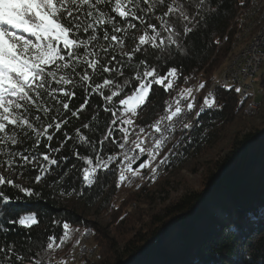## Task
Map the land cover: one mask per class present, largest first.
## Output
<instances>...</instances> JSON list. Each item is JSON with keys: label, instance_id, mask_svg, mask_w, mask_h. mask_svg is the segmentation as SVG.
Wrapping results in <instances>:
<instances>
[{"label": "trees", "instance_id": "trees-1", "mask_svg": "<svg viewBox=\"0 0 264 264\" xmlns=\"http://www.w3.org/2000/svg\"><path fill=\"white\" fill-rule=\"evenodd\" d=\"M250 1L205 0L201 15L197 17L199 24L188 36L180 37L183 51L172 46L168 55L148 48V63L155 66L161 75L172 67L178 69L179 75L174 79L173 88L167 92L163 86L153 85L148 102L137 109L133 125H120L117 122L114 126L116 131L109 138L115 140L116 144L106 141L103 150H100V156L108 167L97 169L92 185H87L83 180V169L90 166L86 160L72 155V141L58 154L68 159L60 168L53 166L52 174L40 184L34 183V177L38 174L35 170L26 171L18 178L19 169L8 172L0 168L5 177L40 193V198L33 197L32 202L23 203L17 199L23 193L10 185L2 187L9 200L0 197V247L7 249L12 246L16 253L24 257L23 264H30V258L41 257L44 258L43 264H48L49 255L52 264H61V261L69 264L75 250V238L91 225L92 251L85 255L83 264H264V72H260L263 96L258 103L263 106V113L258 126L244 122L243 108L247 100L240 99L233 89L218 88L220 95L216 98L206 95L208 86L218 77L217 72L232 54L237 31L236 15ZM159 14L158 11L156 15ZM150 22L159 27L155 17ZM136 23L137 29L132 30V34L138 37L143 32V26ZM181 28L182 25L177 23V30ZM137 42L127 41L124 50H129ZM157 56L161 58L157 59ZM143 58V55L137 54L136 59ZM195 82L205 85L199 92L203 98L214 99L215 104L210 108L205 107L200 113L199 122L188 139H183L177 145V140L184 137L180 127L170 134L167 147L177 145L178 157L167 164L161 174L183 156L198 154L209 142H217L228 136L236 123H242V129L235 133L230 150L224 157L209 159L206 163V184L202 190L188 192L173 205L146 214L142 209L149 208L155 202L149 183L160 177L150 179V172L167 155L168 148L160 151L154 160H147L148 167L138 168L139 175L132 176L130 172H125L128 179L121 181L122 165L127 161L123 157L124 149L118 147L124 143V133L120 128H128V140L134 139L139 127L148 129L147 125L163 115L167 104L183 89L192 88ZM81 102L77 98L74 105L78 106ZM91 104L95 108L103 105V100L94 95ZM118 107L122 109V106ZM98 111V120L92 121L96 131L82 129L90 139H102L106 124L112 119L111 114L104 112L102 107ZM92 114V109H88L80 120L73 119L69 132L81 122H89ZM97 149H100L98 144ZM78 151L81 156L93 159L92 167L96 165V153L91 148L78 146ZM109 156H115V159L108 161ZM65 172L67 175H63ZM60 176H63L62 180H59ZM56 180H59V184L55 183ZM62 191L65 194L62 195ZM124 191L128 193L120 197ZM80 192L83 195L78 194ZM118 199L120 201L117 203ZM91 211L96 215L112 211L109 214H113L112 222L103 225L91 219ZM29 214H35L38 223L30 228L20 225L19 218ZM64 223L70 226L69 238L60 247L46 251L49 237H55L56 244H60L65 232ZM3 257L4 254L0 253V259ZM11 264L21 262L12 256Z\"/></svg>", "mask_w": 264, "mask_h": 264}, {"label": "snow or ice", "instance_id": "snow-or-ice-1", "mask_svg": "<svg viewBox=\"0 0 264 264\" xmlns=\"http://www.w3.org/2000/svg\"><path fill=\"white\" fill-rule=\"evenodd\" d=\"M204 4L205 0H0V168L8 172L19 169L18 178L26 171L35 170L38 174L34 183L40 184L52 174L53 166L60 168L68 159L58 154L72 141V155L86 160L90 166L83 169V180L92 185L97 169L108 167L100 156V150L106 141L116 144L109 138L116 131L114 126L117 122L133 125V117L137 115V109L148 102L153 85L163 86L167 92L173 88L174 79L179 75L175 67L161 75L155 66L148 63V48L168 55L172 46L183 51L180 37L188 36L199 24L197 17L201 15ZM158 11L160 14L156 15ZM153 17L159 22V27L150 22ZM136 22L143 26L138 37L132 34V30L137 29ZM177 23L182 25L181 30H177ZM129 40L138 42L125 51ZM137 54L144 58L136 59ZM204 87L200 83L196 90ZM193 91L191 87L183 89L180 99H174V106L168 103L165 114L147 126L150 132L145 133L144 127L136 126L139 132L135 133L132 146L123 153L124 160L128 161L127 171L132 176L139 175V169L134 170L132 163L140 155L147 153L149 160L159 155L168 139L164 133L174 132L177 123L182 124L181 131L193 126L191 120L183 122L195 108ZM236 91L241 90L237 88ZM94 95L102 98L103 105L93 108L91 100ZM209 97L204 98L196 116L205 107L215 104V100ZM77 98L82 102L75 106ZM181 100L187 102L182 104ZM100 107L110 113L112 119L106 124L102 139H90L82 129L96 131L92 121L98 120ZM88 109H92L91 120L81 122L70 133L73 119L80 120ZM120 131L124 133V143L118 147L125 149L129 129L121 127ZM149 137L153 146L145 148L143 145ZM78 146L91 148L96 153L94 167L93 159L81 156ZM136 149H139L137 155H128ZM114 159L115 156L108 157V161ZM165 159L167 157L160 163ZM148 166L145 162L139 168ZM152 170L154 172L155 168ZM62 179L60 176L59 180ZM126 179L128 177L122 169L120 180ZM59 180L55 183L59 184ZM5 185L23 193V196H17L23 203L32 202L33 197L40 198V193L32 187L21 186L0 173V197L5 201L9 200L2 190ZM61 194L65 193L62 191ZM78 194L83 195V192ZM18 223L30 228L38 220L35 214H29L21 216ZM69 227L68 223L63 224L65 232L60 244H56L55 237H49L46 251L66 242L70 235ZM0 253L4 254L0 264H11L12 256L23 264L24 257L12 246L7 249L0 247ZM43 260V257L30 258V264H43ZM48 264H52L50 255ZM61 264L66 262L61 261Z\"/></svg>", "mask_w": 264, "mask_h": 264}, {"label": "rangeland", "instance_id": "rangeland-1", "mask_svg": "<svg viewBox=\"0 0 264 264\" xmlns=\"http://www.w3.org/2000/svg\"><path fill=\"white\" fill-rule=\"evenodd\" d=\"M235 40V38H234ZM239 41V39H237ZM237 41H235L237 43ZM242 41V40H241ZM240 41V42H241ZM243 44H241L242 46ZM240 46V45H239ZM233 54V51H232ZM231 54V55H232ZM231 55L229 58H231ZM229 60H227L222 67L220 68L218 76L221 75V72L226 68L228 65ZM260 72H264V64L261 67ZM260 72L255 79V87H256V101H260L263 96V91L261 88L260 83ZM196 85V86H195ZM198 86V82L193 83L192 88L195 91L196 87ZM193 91V92H194ZM200 94H202L200 92ZM262 113H263V106H260L259 113L253 117H246L244 115V122H247L249 125L258 126L262 122ZM243 124H235L232 128L230 134L225 138L217 142H209L205 148L198 154H188L183 156L180 161L176 164L168 168L163 175L160 174L159 179H153L156 181H151L149 183L150 189L152 191V195L155 197V202L148 208L142 209L144 213L148 214L149 212L153 213L156 211H161L164 208L173 205L180 197L191 192L193 190H202V187L206 184V176H205V169L206 163L209 159H214L218 157H224L229 150L231 140L233 139L235 133L242 129ZM245 132L242 131V134ZM163 159V158H162ZM0 173H3L0 171ZM162 173V172H161ZM128 191H124L120 194L121 196H125ZM120 200L118 199L116 202L118 203ZM134 207V206H131ZM135 208V207H134ZM114 211V210H112ZM108 212L110 215L113 212ZM109 214L105 213L102 215L93 214V212H89V217L94 219L98 222H101L103 225H108V223L112 222L113 214L110 216ZM148 217V216H147ZM221 217V216H220ZM222 217H225L224 215ZM92 226H86L85 230L77 235L73 243L74 254L73 258L69 264H83V259L86 254L90 253L92 244V235L93 229ZM87 235H86V234ZM86 235V236H85ZM79 241V243H77Z\"/></svg>", "mask_w": 264, "mask_h": 264}, {"label": "bare ground", "instance_id": "bare-ground-1", "mask_svg": "<svg viewBox=\"0 0 264 264\" xmlns=\"http://www.w3.org/2000/svg\"><path fill=\"white\" fill-rule=\"evenodd\" d=\"M235 22H236V26H237V31L235 32V37H234L235 40H234L233 45H232L233 54L231 55V58L228 59L229 60L228 65L221 72V75L218 76L213 82L211 81L212 83L208 86L207 91H206L208 94H206V95H209V93H211V97L214 94L216 88H220V87L225 88L226 86H229L228 88L233 89L238 94L240 99H242L241 91L240 92L236 91V89L238 88L236 82H228V81H232L234 79L235 73L237 72V68H243L246 65H249V57H244V56H240V55L241 54H247V51L250 50L251 47H253V45H254V43H256V41L259 40L261 33L264 31V0H251L249 5L240 8L237 15H236ZM237 39H239V41H237ZM235 41H237V43ZM241 44H243V45L241 46ZM217 73H219V71ZM193 95L195 96V101H193L195 104V108L192 112H190V117H186L183 120V122H185V123L188 122L189 120L192 121V118H199V116H200V115L196 116V112L199 111L200 106L203 104L204 98L202 97V94H200L199 90L198 91L195 90L193 92ZM174 99H180L179 94ZM170 103H172L174 106V100L171 101ZM181 103L185 104L186 101L181 100ZM259 109H260L259 103H258V101H256V104L245 105L243 108V114L246 117H253L259 113ZM164 111H166V110H164ZM164 114H165V112L163 113V115ZM177 127L182 128V124L177 123L175 125V128H177ZM150 131H151V129L148 128L145 130V133L150 132ZM184 132H185V129L182 130V134ZM171 133L172 132H167L166 136L168 137V139H166L164 141V146L160 150V151H162V150L168 148L167 155L165 156V157H167V159L169 158L170 154L172 153L173 148L176 147L178 145V142L180 141V139H178L177 145H174V146L172 145L171 147H167ZM155 135L158 136V134H155ZM141 136L143 137L144 134H141ZM132 140L133 139H130V141L128 140L129 142L125 145V149L124 150L122 149L123 151H126L127 148L132 146L131 145ZM143 147L147 148V144H144ZM170 149H171V151H170ZM138 153H139V149H136V152H128V155L129 156H135ZM125 163H126L125 165H122L124 170L126 168V165L128 164V161ZM164 164H165V161H164V163H160V161L157 162V164L155 166V171L153 172V170H152L150 172V179L151 178L156 179L160 176L161 172L164 170V167H165L164 166L161 169V166ZM155 174H156V176H155Z\"/></svg>", "mask_w": 264, "mask_h": 264}, {"label": "built area", "instance_id": "built-area-1", "mask_svg": "<svg viewBox=\"0 0 264 264\" xmlns=\"http://www.w3.org/2000/svg\"><path fill=\"white\" fill-rule=\"evenodd\" d=\"M240 56L249 57V65H246L243 68H237V72L235 73L234 79L228 82H236L238 88L241 90L242 99L247 100L245 105H253V104H256L255 79L257 75L259 74L261 67L264 64V31L261 33L259 40L256 41L253 47H251V49L247 51V54H241ZM219 95L220 94L218 93V88H216L214 94L212 95V98L213 97L216 98ZM186 117H190V113H188ZM198 122H199V118H192L193 126L189 129H185V132L183 133L184 137L180 138V141L178 142V144L182 143L183 139H188L191 136V133L196 127ZM159 135L160 134H158V136ZM164 135L166 136L167 132L164 133ZM144 144H147V148L152 147L153 146L152 138L149 137L145 141ZM143 156H146V160L143 162L145 163L147 160H149V156L147 153H144L143 155L139 156V159H141ZM177 157H178V147L176 146L173 148L172 153L170 154L169 158L165 160V164L161 166V169L167 164H169L170 162L175 161ZM139 159H136L135 162L132 163V168H133V165ZM125 172L129 173L127 171V165L125 168Z\"/></svg>", "mask_w": 264, "mask_h": 264}, {"label": "water", "instance_id": "water-1", "mask_svg": "<svg viewBox=\"0 0 264 264\" xmlns=\"http://www.w3.org/2000/svg\"><path fill=\"white\" fill-rule=\"evenodd\" d=\"M146 160V156H143L141 159H139L134 165L133 168L137 169L141 163H143Z\"/></svg>", "mask_w": 264, "mask_h": 264}]
</instances>
